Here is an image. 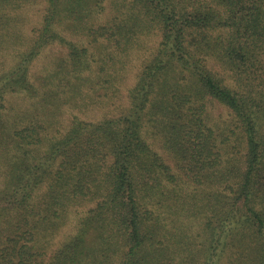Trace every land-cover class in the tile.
<instances>
[{
	"label": "trees",
	"instance_id": "trees-1",
	"mask_svg": "<svg viewBox=\"0 0 264 264\" xmlns=\"http://www.w3.org/2000/svg\"><path fill=\"white\" fill-rule=\"evenodd\" d=\"M41 1L21 40L37 0H0V264H264V0ZM53 44L43 98L115 99L136 62L126 105L64 132L11 107Z\"/></svg>",
	"mask_w": 264,
	"mask_h": 264
},
{
	"label": "rangeland",
	"instance_id": "rangeland-1",
	"mask_svg": "<svg viewBox=\"0 0 264 264\" xmlns=\"http://www.w3.org/2000/svg\"><path fill=\"white\" fill-rule=\"evenodd\" d=\"M43 12V3L41 0H37L34 4L33 8H29L23 12L25 16V20L22 19L21 11H17L14 16L18 17L20 21L16 24L15 28L23 34L21 36V40H25V36H29L31 34V29L38 27L40 24V17ZM18 15V16H17ZM20 41V39H18ZM159 41V37L157 35L151 36L149 38H145L143 43H157ZM153 44V45H154ZM152 45V44H150ZM67 50L65 47H61L60 45H50L46 49H44L40 56L33 62L30 68V78L32 82L35 84V89L38 92V96L34 98H26L23 95H13L9 98V104L11 107L15 108L17 111L24 112L29 114L32 113H39L38 120L42 122L43 119H50L55 124V127L60 131L64 132L66 127L74 120H82L86 122H98L100 121L104 115H107L109 112L117 113V108L120 105H126L127 100L125 97V84L132 86L134 83L133 75L136 72L140 71L139 64L137 65L134 62L131 66V70L129 71L128 76H126L125 84L121 86L120 93L117 98L115 99H108L105 97H99L93 95V93L87 88L83 87L81 90L78 91L76 94L73 90L72 86L67 84V81H61L63 84L59 87H64V89H60L61 91L64 90L62 93H58L57 97L59 99L51 96L48 100L43 98V94L47 92H52L53 90H57L58 82L57 78L52 76L53 72H55V65L61 59V57L65 56ZM139 54H144L147 56L145 50L138 51ZM133 61L139 57H131ZM135 58V59H134ZM9 63V62H7ZM136 65V66H135ZM119 85V84H118ZM66 87V88H65ZM51 94V93H50ZM102 94V91H100ZM52 95V94H51ZM101 96V95H100ZM110 96V94H109ZM44 102L42 101V99ZM55 101V102H54ZM55 103L54 108L52 105H49L47 110H56V117H52L46 113H41V107L45 104ZM218 107L211 108V114L216 119L218 113L222 110ZM223 117H225V113L223 112ZM221 125H223L224 121L220 118ZM55 134V132H54ZM162 157L165 158L167 164L172 166V163L168 160L166 155L158 148H154Z\"/></svg>",
	"mask_w": 264,
	"mask_h": 264
}]
</instances>
